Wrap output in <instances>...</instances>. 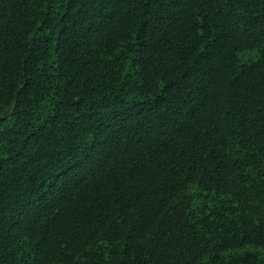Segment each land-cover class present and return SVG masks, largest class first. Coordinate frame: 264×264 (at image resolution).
Instances as JSON below:
<instances>
[{
	"label": "trees",
	"instance_id": "16d2710c",
	"mask_svg": "<svg viewBox=\"0 0 264 264\" xmlns=\"http://www.w3.org/2000/svg\"><path fill=\"white\" fill-rule=\"evenodd\" d=\"M0 264H264V0H0Z\"/></svg>",
	"mask_w": 264,
	"mask_h": 264
}]
</instances>
